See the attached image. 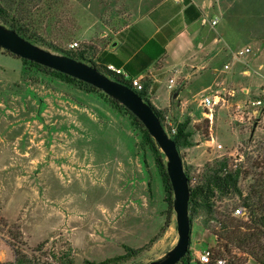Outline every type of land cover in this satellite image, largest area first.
I'll return each mask as SVG.
<instances>
[{
  "label": "rangeland",
  "instance_id": "374dc122",
  "mask_svg": "<svg viewBox=\"0 0 264 264\" xmlns=\"http://www.w3.org/2000/svg\"><path fill=\"white\" fill-rule=\"evenodd\" d=\"M122 2L34 0L27 5L31 10L27 19L35 22L46 41L47 45L39 47L62 55L56 49L73 51L68 47L76 42V49L87 51L86 59L97 63L98 52L113 36L87 37L91 41L82 42L78 17L100 6L108 26L116 13L124 21ZM217 4L219 9L208 10L209 21L219 19L208 38L220 41L211 54L212 77L205 80L208 83L201 79L212 88L200 93L196 81V93L184 91L160 110L170 137L171 127L190 119L192 144L178 148L190 188L199 183L207 165L223 158L242 163L244 170L253 162L259 164L256 174L264 176V112L243 123L234 120L237 103L264 95V0H218ZM85 17L84 28L88 19L92 23V17ZM85 43L95 50H87ZM245 48L251 52L241 58L242 63L224 72L223 65L231 62L232 54ZM245 69L251 73L242 75ZM150 76L148 72L143 83L150 82ZM157 79L159 107L166 104L168 80L174 83L171 92L186 84L173 72L160 73ZM205 97L214 100L210 111L201 105ZM239 181L243 189L254 182L243 175ZM213 203L214 220L207 230L202 225L208 216L202 210L192 219V254L205 249L223 251L224 241L216 243L214 236L217 212L246 222L232 216L242 206L240 198H215ZM177 241L175 213L168 211L154 156L130 117L101 94L26 67L2 50L0 263H15V252L24 264L99 263L124 257L126 248H131L141 251L115 263L147 264ZM230 250V254L222 252L227 264L229 258L254 264L246 253L232 246Z\"/></svg>",
  "mask_w": 264,
  "mask_h": 264
},
{
  "label": "trees",
  "instance_id": "16d2710c",
  "mask_svg": "<svg viewBox=\"0 0 264 264\" xmlns=\"http://www.w3.org/2000/svg\"><path fill=\"white\" fill-rule=\"evenodd\" d=\"M33 1L34 0H0V21L7 27L16 31L21 37L28 40L29 42L35 45L46 44V41L35 29V27L37 26L35 22L29 21L27 19V16L31 13V10L28 9L27 5L29 3H32ZM39 1L40 0H37V2ZM191 8L192 6L188 7L185 12L187 13L188 11L193 10ZM200 15V12H197L195 20L198 19ZM36 21L41 20L37 19ZM131 32L135 33L136 31L131 29L128 34L131 35ZM121 37H125V34H122ZM134 41L135 42H130V44L124 42V44L120 46V55H122L123 59L113 53L107 51H99L97 63L86 59L85 55L87 51H81L79 49L73 51H62L56 49V47L52 48L56 49L60 54L64 56L73 58L95 67L98 71H100L111 80L121 83L134 90L129 81L125 80V78L121 75H117L111 71H108L106 69V65L110 64L118 69L123 68L128 77L134 78L142 74L164 53L163 45L159 44L156 40H150L145 45H143L144 39L142 41ZM49 45L52 46L51 44ZM142 45L143 47H141ZM86 47L87 50H95L93 47L87 44ZM1 51L2 49H0V52ZM10 55L14 56L12 54ZM124 59H129V61L124 64ZM20 60L22 61L24 66L60 79L65 83L75 86L77 89L88 93L101 94L104 98L109 100L111 104L122 110L130 117L133 125L140 132L142 142L149 148L152 155L154 156V162L162 180V185L165 193V201L168 205V211L171 212L173 191L166 173L165 158L160 152L154 140L148 134L147 130L141 124V122L125 107L117 103L115 100L109 98L93 86L79 81L75 78L69 77L65 74L43 67L34 62H30L24 59ZM149 89L150 82H144L143 92H135L151 106L156 116L159 118L161 123H163L164 118L162 111L158 110L149 101ZM177 95V90L172 91L171 99L177 97ZM189 125L190 119H187L182 123H178L176 125V132L175 134L171 135V138L175 142L177 148H188L191 146L192 142ZM234 161L235 160L232 158H223L221 160L214 161L212 164L206 166L205 172L203 173L199 183L196 186L190 188V221L192 222V219L198 216L200 210H202L205 215L208 216V220L204 221L202 225L203 228L207 230L209 221L214 220L213 200L215 198L221 200L226 197L240 198L242 206L248 212L246 222H241L235 218L227 216L223 212H217L218 216L215 218V222L217 223V225L215 226L216 231L214 233V236L216 237V243L220 240L224 241V243L222 245L223 251H214V249H212L214 258L223 257L222 252L230 254V246H232L233 248L246 253L250 257V259H252L254 264H264V176L262 174H256V170L258 169L259 164L253 162L251 163L250 169L244 170L242 163H234ZM241 175H243L244 178H248L249 176H251V179L254 182L247 185L246 188L243 189L239 181ZM186 176L190 181L187 172ZM167 224L168 221H166L164 226L166 227ZM140 251L141 249L126 248V256L124 257L111 258L99 263L85 261L82 264H116V261L118 262L122 259L129 258L133 255L138 254ZM15 256V263L13 264H24L18 258L16 252ZM191 261L192 251L189 247L187 255L178 264H192ZM69 262L70 264H72V261ZM244 263L245 262H241V260H232L229 258V264Z\"/></svg>",
  "mask_w": 264,
  "mask_h": 264
},
{
  "label": "crops",
  "instance_id": "0c3cea01",
  "mask_svg": "<svg viewBox=\"0 0 264 264\" xmlns=\"http://www.w3.org/2000/svg\"><path fill=\"white\" fill-rule=\"evenodd\" d=\"M98 3H101V1ZM122 3L126 7L124 21L119 16L117 17L116 13L113 19L114 23L109 26L102 15L105 9H99L100 6L88 12L82 18L77 16L81 41L83 40L82 42L88 43L91 40H85L87 37L95 39L98 36L106 38L112 35V41L100 49V51L113 53L121 59L123 57L120 55V46L124 42L130 44L132 41L135 42L134 40L142 41L144 39L143 45L150 40H156L159 44H162L164 53L142 74L138 75L147 76L148 72L151 73L149 77L151 81L148 98L158 110L170 106L171 103V91L168 88V80L166 86V90H168L166 93V104L164 107H159L157 104L156 94L159 89L157 77L160 73L173 72L176 76L185 79L186 84L184 86L177 85L176 87L178 91L177 98L184 91L196 93L193 86L196 81L200 84V93L212 88V85L203 84L202 80L205 81L212 74L211 54L217 46L216 42L220 41L208 38L210 30L213 29L208 23L216 18L214 17L209 21L208 10L219 9L217 2L215 3L213 0H123ZM190 6H192L191 9L193 10L186 13L185 10ZM111 12L115 14L116 11ZM197 12H200L201 15L195 20ZM86 15H88V18L92 17L90 18L92 19V23L88 19L84 28L81 25V21L87 20ZM202 17H206L208 20V23H204V26L200 24ZM122 21L124 22V26L121 28ZM98 26H101L103 30L98 32L96 30ZM113 28L116 30L113 31ZM131 29L136 32H131V35H129L128 32ZM122 34H125V37H121ZM128 61L129 59H124V64ZM119 69L123 70V68ZM243 71L241 72L242 75L244 74ZM205 82L208 83V81ZM248 90L246 88V91Z\"/></svg>",
  "mask_w": 264,
  "mask_h": 264
},
{
  "label": "water",
  "instance_id": "95a60500",
  "mask_svg": "<svg viewBox=\"0 0 264 264\" xmlns=\"http://www.w3.org/2000/svg\"><path fill=\"white\" fill-rule=\"evenodd\" d=\"M204 23L203 19L201 26H204ZM0 49L93 86L125 107L141 122L165 158L166 173L173 191L172 209L175 213L178 236V241L171 250L147 264H178L187 255L191 241L189 180L183 169L179 149L151 106L134 90L111 80L95 67L45 50L2 23H0Z\"/></svg>",
  "mask_w": 264,
  "mask_h": 264
},
{
  "label": "built area",
  "instance_id": "2783aa9c",
  "mask_svg": "<svg viewBox=\"0 0 264 264\" xmlns=\"http://www.w3.org/2000/svg\"><path fill=\"white\" fill-rule=\"evenodd\" d=\"M215 2H218V0H214ZM204 19L205 23H208V20L206 17H202V20ZM202 20H200V24L202 22ZM219 22V19H213L212 21H210L209 26L211 28H214ZM78 47V44L76 42H73L71 44H69V49L75 50ZM251 52V50L249 48H245L243 50L237 51L235 53L232 54V60L231 62L223 65V71L224 72H229L232 70V67L236 64V63H240L241 62V58L245 55V54H249ZM242 63V62H241ZM261 66L259 67V70H261ZM106 69L108 71H111L117 75H121L122 77L125 78V80L129 81L130 85L133 87L134 91L140 93L143 92L144 90V79L146 78V76H137L134 78H130L127 76V74L122 70V69H118L116 67H114L113 65H106ZM244 75H249L251 72L249 69H245L243 71ZM173 80L169 81V85L168 88L172 89L173 88ZM214 104V100L211 97H205L202 99L201 101V105L205 108H207L209 111L211 110L212 106ZM264 112V95L259 96L255 99L252 100H247L244 103H237L235 105L234 108V120L238 123H243L246 120H253V119H257L261 113ZM176 132V126L175 127H171L170 129V134L173 135ZM218 149H222L221 145L217 146ZM232 216L236 217V218H242V219H247L248 216V212L247 210L243 207H237L236 209H234V211L232 212ZM252 260V259H251ZM192 264H227V261L223 258V257H219V258H214V254L212 249H205L202 250L200 252H194L192 254Z\"/></svg>",
  "mask_w": 264,
  "mask_h": 264
}]
</instances>
